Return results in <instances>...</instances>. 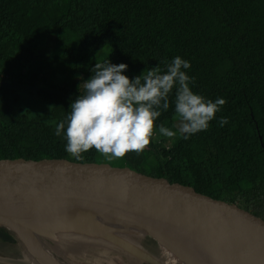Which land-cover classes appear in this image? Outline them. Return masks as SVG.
Instances as JSON below:
<instances>
[{"label":"trees","instance_id":"1","mask_svg":"<svg viewBox=\"0 0 264 264\" xmlns=\"http://www.w3.org/2000/svg\"><path fill=\"white\" fill-rule=\"evenodd\" d=\"M57 45L70 66L59 83L52 79ZM177 56L190 62L184 71L194 93L226 103L207 130L184 139L172 126L174 88L155 130L163 124L177 135L151 138L143 152L125 156L264 204V0H0V153H68L56 125L96 62L128 65L131 80L157 65L165 70ZM15 85L33 87L49 112L23 109ZM92 153L99 152L81 155ZM3 228L0 243L17 242ZM142 244L156 249L151 240Z\"/></svg>","mask_w":264,"mask_h":264},{"label":"water","instance_id":"2","mask_svg":"<svg viewBox=\"0 0 264 264\" xmlns=\"http://www.w3.org/2000/svg\"><path fill=\"white\" fill-rule=\"evenodd\" d=\"M42 203L70 211L146 209L183 214L226 240L246 264H264L263 203L215 189L159 164L126 156L108 159L101 153L80 158L47 151L0 153V225L18 242L31 244L44 259L66 264L15 224L23 218L35 225L33 215L23 208ZM62 212L67 211L55 214ZM125 251L144 264H161L152 254L133 248ZM178 258L181 262L176 264H184Z\"/></svg>","mask_w":264,"mask_h":264},{"label":"clouds","instance_id":"3","mask_svg":"<svg viewBox=\"0 0 264 264\" xmlns=\"http://www.w3.org/2000/svg\"><path fill=\"white\" fill-rule=\"evenodd\" d=\"M190 67L189 61L177 56L166 63L165 70L157 65L130 80L123 74L128 65L96 62L90 78L83 81V94L71 102L66 121L56 125L55 134H63L66 152L76 158L92 148L108 159L139 154L150 144L161 111L169 109L174 88L179 134L188 139L207 130L226 101L194 93L190 88L194 78L184 71ZM219 123L224 126L228 120L222 117ZM159 134L172 138L177 132L160 124Z\"/></svg>","mask_w":264,"mask_h":264},{"label":"rangeland","instance_id":"4","mask_svg":"<svg viewBox=\"0 0 264 264\" xmlns=\"http://www.w3.org/2000/svg\"><path fill=\"white\" fill-rule=\"evenodd\" d=\"M53 47H50V50ZM60 46L53 48L55 63L54 75L52 78L55 82L63 81V76L70 70L67 62L60 57ZM5 83H9V77H6ZM75 83H79L75 79ZM19 105L28 110L31 114L44 115L49 112L50 106L46 100L38 95L31 86L15 85ZM37 89H48L44 86H38ZM83 91V87H80ZM179 120L173 119L172 126L175 130L179 128ZM162 137L159 131L155 130L152 139L158 140ZM167 140L172 138L165 137ZM135 213L133 210H102V211H67L51 215V217L59 220L71 227V229H60L54 236L46 235L44 232H38L49 250L55 254L57 258L64 261L66 264H140L138 261L132 259L127 251L133 248L139 252L141 249L140 240H151L155 246L156 251L152 255L156 256L161 262L176 264L181 260L172 253L169 249L163 247L148 231H139L130 229L129 227L119 226L116 223L120 221L134 223ZM72 228H75L73 230ZM105 229L113 236L125 241L124 245L114 241L113 239H102L100 236L96 237L84 230L90 229ZM45 237L52 239L51 242L45 241ZM68 238V240L66 239ZM114 243H112V242ZM156 241V242H155ZM21 242H14L12 244L0 243V260L7 264H34L28 258L25 248ZM51 247V248H50ZM23 251V252H22ZM26 258L24 262H19L21 257ZM13 255V257H11ZM22 258V259H23Z\"/></svg>","mask_w":264,"mask_h":264},{"label":"bare ground","instance_id":"5","mask_svg":"<svg viewBox=\"0 0 264 264\" xmlns=\"http://www.w3.org/2000/svg\"><path fill=\"white\" fill-rule=\"evenodd\" d=\"M65 208L67 207L52 203L25 206L23 209L33 215L35 225L23 218L17 219L15 224L23 233L33 239L41 240L45 244L42 236L52 237L60 229H71L70 226L51 217L57 212L70 211L64 210ZM133 211L135 213L134 218H136L134 223L122 220L116 224L139 231H148L163 247L180 257L184 264H246L231 244L195 218L177 213L159 214L146 209ZM38 232H44L46 235L40 236ZM83 232L96 237L100 236L102 239L105 237L106 240L113 239L121 245L126 243L105 229L96 228ZM22 246L32 263L54 264L44 259L31 244L26 243ZM46 247L48 248L47 245ZM23 257L24 254L21 259H18L20 263L26 259ZM0 264L7 263L0 260ZM161 264H166V262H161Z\"/></svg>","mask_w":264,"mask_h":264},{"label":"flooded vegetation","instance_id":"6","mask_svg":"<svg viewBox=\"0 0 264 264\" xmlns=\"http://www.w3.org/2000/svg\"><path fill=\"white\" fill-rule=\"evenodd\" d=\"M257 201V200H256ZM259 202V201H258ZM140 245H141V249H143L144 250V252L145 253H148V254H152V252H155L156 251V249H155V247H154V249L152 250V252H150V249H149V246H145V245H143L142 244V240H140ZM132 259H134V258H132ZM135 260V259H134ZM137 261V260H136ZM139 262V261H138ZM140 264H144V263H142V262H139Z\"/></svg>","mask_w":264,"mask_h":264},{"label":"built area","instance_id":"7","mask_svg":"<svg viewBox=\"0 0 264 264\" xmlns=\"http://www.w3.org/2000/svg\"><path fill=\"white\" fill-rule=\"evenodd\" d=\"M168 145H166V147H167ZM168 148V147H167Z\"/></svg>","mask_w":264,"mask_h":264},{"label":"crops","instance_id":"8","mask_svg":"<svg viewBox=\"0 0 264 264\" xmlns=\"http://www.w3.org/2000/svg\"><path fill=\"white\" fill-rule=\"evenodd\" d=\"M68 240V238H66Z\"/></svg>","mask_w":264,"mask_h":264}]
</instances>
